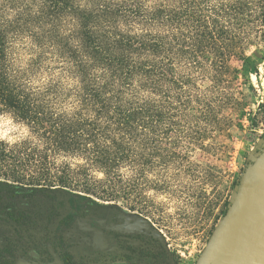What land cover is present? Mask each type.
Returning <instances> with one entry per match:
<instances>
[{
	"label": "trees",
	"instance_id": "trees-1",
	"mask_svg": "<svg viewBox=\"0 0 264 264\" xmlns=\"http://www.w3.org/2000/svg\"><path fill=\"white\" fill-rule=\"evenodd\" d=\"M227 12L199 0H0V115L29 132L0 140V186L26 196L83 182L114 197L134 167L137 128L187 116L180 62L211 56L221 71L242 57L248 39L226 21L243 13ZM22 44L33 53L26 67L15 60ZM151 148L160 156L157 140Z\"/></svg>",
	"mask_w": 264,
	"mask_h": 264
},
{
	"label": "rangeland",
	"instance_id": "rangeland-1",
	"mask_svg": "<svg viewBox=\"0 0 264 264\" xmlns=\"http://www.w3.org/2000/svg\"><path fill=\"white\" fill-rule=\"evenodd\" d=\"M199 4L214 12L242 10L239 21H226L248 39L242 41V57L229 58L221 71L211 56H200L195 64L180 62L175 81L192 98L180 107L187 116L181 112L137 128L135 164L131 171L122 169L123 183L114 197L93 190V183L92 192L86 191L83 182L70 190L26 196L0 186V264L4 248L19 254L51 243L78 246L71 243H84L85 233L97 230L94 222L102 216L113 227L136 223L181 264L197 263L244 173L264 150V0ZM14 54L19 67L33 55L23 44ZM161 110L164 116L174 112L167 97ZM155 130L162 132L156 139ZM28 136L25 127L0 115V140L16 144ZM153 140L162 148L160 156L152 153Z\"/></svg>",
	"mask_w": 264,
	"mask_h": 264
},
{
	"label": "flooded vegetation",
	"instance_id": "flooded-vegetation-1",
	"mask_svg": "<svg viewBox=\"0 0 264 264\" xmlns=\"http://www.w3.org/2000/svg\"><path fill=\"white\" fill-rule=\"evenodd\" d=\"M94 225L97 230L85 233L84 243H71L78 246L51 243L20 249L19 254L4 248L1 264H181L136 223L113 227L102 216Z\"/></svg>",
	"mask_w": 264,
	"mask_h": 264
},
{
	"label": "water",
	"instance_id": "water-1",
	"mask_svg": "<svg viewBox=\"0 0 264 264\" xmlns=\"http://www.w3.org/2000/svg\"><path fill=\"white\" fill-rule=\"evenodd\" d=\"M196 264H264V150L244 173Z\"/></svg>",
	"mask_w": 264,
	"mask_h": 264
}]
</instances>
